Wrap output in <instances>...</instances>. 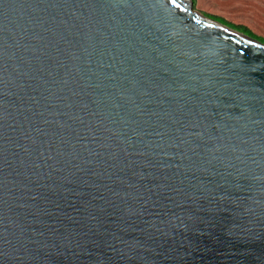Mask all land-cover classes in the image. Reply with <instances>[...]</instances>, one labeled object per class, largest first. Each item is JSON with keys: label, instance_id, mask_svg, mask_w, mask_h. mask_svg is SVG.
<instances>
[{"label": "water", "instance_id": "water-1", "mask_svg": "<svg viewBox=\"0 0 264 264\" xmlns=\"http://www.w3.org/2000/svg\"><path fill=\"white\" fill-rule=\"evenodd\" d=\"M0 264H264V45L190 0H0Z\"/></svg>", "mask_w": 264, "mask_h": 264}, {"label": "crops", "instance_id": "crops-1", "mask_svg": "<svg viewBox=\"0 0 264 264\" xmlns=\"http://www.w3.org/2000/svg\"><path fill=\"white\" fill-rule=\"evenodd\" d=\"M197 12L202 10L235 20L237 26L264 34V0H191Z\"/></svg>", "mask_w": 264, "mask_h": 264}, {"label": "rangeland", "instance_id": "rangeland-1", "mask_svg": "<svg viewBox=\"0 0 264 264\" xmlns=\"http://www.w3.org/2000/svg\"><path fill=\"white\" fill-rule=\"evenodd\" d=\"M191 1V0H190ZM201 15H203L206 18H209L210 20L219 23L227 28H230L238 33H241L253 40H255L256 42L264 45V34H260L259 32H253L252 30L247 29L246 27H242V26H238V28L236 27V22L235 20H232L231 18L229 20L221 17V16H216L211 12H206L204 10H202L201 12H199ZM237 29H236V28Z\"/></svg>", "mask_w": 264, "mask_h": 264}, {"label": "bare ground", "instance_id": "bare-ground-1", "mask_svg": "<svg viewBox=\"0 0 264 264\" xmlns=\"http://www.w3.org/2000/svg\"><path fill=\"white\" fill-rule=\"evenodd\" d=\"M181 1H183V2H187L188 0H181Z\"/></svg>", "mask_w": 264, "mask_h": 264}, {"label": "trees", "instance_id": "trees-1", "mask_svg": "<svg viewBox=\"0 0 264 264\" xmlns=\"http://www.w3.org/2000/svg\"><path fill=\"white\" fill-rule=\"evenodd\" d=\"M236 27L238 28V26H236ZM236 27H235V28H236ZM237 28H236V29H237Z\"/></svg>", "mask_w": 264, "mask_h": 264}]
</instances>
